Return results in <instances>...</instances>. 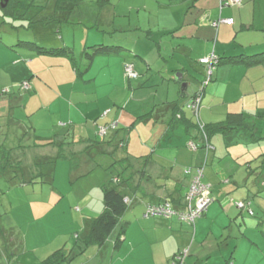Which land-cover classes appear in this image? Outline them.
Returning <instances> with one entry per match:
<instances>
[{
	"label": "crops",
	"instance_id": "0c3cea01",
	"mask_svg": "<svg viewBox=\"0 0 264 264\" xmlns=\"http://www.w3.org/2000/svg\"><path fill=\"white\" fill-rule=\"evenodd\" d=\"M8 2L0 0L3 10ZM27 3L29 12L33 3ZM56 4L49 16L33 20L37 32L46 34L34 41L43 47H69L72 56L39 51L19 44L18 35L0 34V87L27 81L28 103L38 101L36 109L49 114L42 120L64 122L36 143L31 137L37 125L26 126L12 108L7 114L0 106V147L10 148L11 164L20 163L23 169V179L10 169L0 174V186L3 179L20 181L23 190L36 197L37 209L45 211L41 232L35 229V240L29 242L28 235L20 239L5 224L10 205L0 197V253L5 259L0 254V264H44L51 256L58 259L56 264H171L172 257L186 249L185 264H264V224L234 204L250 201L254 214L264 217V60H245L264 54V0H104L76 23L58 12L61 2ZM23 7L17 4L3 14L17 17ZM229 18L232 23L221 22ZM45 20L62 23L59 35L55 27L49 31V25H42ZM69 30L73 35L65 34ZM102 30L110 31L112 38L100 36ZM50 36L54 38L48 41ZM99 45L109 47L94 53L85 65L86 49ZM213 54L242 59L216 65L197 117L184 106L206 76L200 59ZM127 63L134 64L137 79L125 76ZM176 73L183 74L181 80ZM16 102L4 104L22 106ZM28 105L22 107L32 113ZM233 115L246 117L247 126L213 135V150L207 153L198 121L205 126ZM110 122L117 127L101 135L99 127ZM26 137L28 143L21 141ZM190 141L201 148L193 150ZM61 144L63 153H75L81 160L85 156L86 170L79 176L58 156ZM205 161L203 179L213 185L215 201L202 217L188 224L176 216L147 215L151 205L164 201L186 211L193 175L186 168ZM60 165L67 167L69 182L83 185L78 193L73 187L60 188ZM112 179L121 184L129 207L103 244H86L91 221L104 209L102 185ZM63 200L78 219L70 229L58 230L57 223L48 225L55 220L49 211L54 206L59 215Z\"/></svg>",
	"mask_w": 264,
	"mask_h": 264
},
{
	"label": "rangeland",
	"instance_id": "374dc122",
	"mask_svg": "<svg viewBox=\"0 0 264 264\" xmlns=\"http://www.w3.org/2000/svg\"><path fill=\"white\" fill-rule=\"evenodd\" d=\"M27 1H31L33 3V6L29 10V12H26L25 8L23 7V10L18 11L19 15H17V17L11 16V15L4 16L5 12L0 5V34L3 32L13 33L14 35H18L21 40L34 41L40 38V36H46V34L37 32L38 23L34 22L33 20L35 18L36 19L39 18V16H49L51 14L50 12L53 10L52 8H55V6L57 5L56 2H61L60 7L58 8V12H60L63 16L70 17V21L76 23L78 22L79 20L78 18H80L81 14L83 15L86 10L87 12L91 11V8L93 6L97 7L98 1L101 2L103 0H83V2L80 1L81 2L80 5H75V0H27ZM119 1L120 0H112V2H115V3L116 2L118 3ZM102 4L103 3H101V5ZM64 7H66L67 9H63ZM43 23H46V24H42V25H49L47 28V30L49 31H52V27H55V30H53V32L55 33V35H59L57 26L58 24L61 25L62 23L53 22L49 24L47 23L46 20ZM69 27H72V26H69ZM69 31L70 33L67 32L65 34L68 36L73 35L74 31L73 30H69ZM106 31L102 30L99 35L106 39H111L112 37H111V34L109 33L110 31L108 30ZM77 37H78V33H77ZM43 38H46V37H43ZM52 38H54V36H50L48 41L52 40ZM116 38H119V36L117 37L116 35L114 39ZM193 69L194 67L192 68V70ZM176 75L177 73L175 74V76ZM24 82L19 83L17 85L0 87V106L2 107L1 108L2 110L7 111V114L10 113V108H12L15 111V115L20 116V118L24 121V124L26 126L28 125V127L30 126L32 122H34V124L37 125V129H35V131L33 132L34 136H32L31 138L33 141L37 143L41 139V137L45 135L44 134L45 132H46L45 136L47 137L48 133H50L52 128L56 127V130H58L60 129V127L64 126L63 125L64 122L60 121L61 122L60 123L59 121H48L47 119L43 121L42 117L43 116L48 117L49 114L47 111L45 112L44 110H40V108L38 110L36 109L38 106H40V103L38 101L37 103L35 101H33L32 103H28L31 97V91H30L31 88L30 87L24 88L22 86ZM10 100H12L13 103L17 101L16 102L17 104L22 102L21 103L22 106L23 105L25 106V104L27 105L29 104L28 105L29 107H33L32 113L28 110L29 108L26 109L22 106L16 107L15 104L11 105V107L5 106L4 102L7 104ZM1 122H2V119H0V123ZM11 125L13 126V127L11 126L12 128H15V125L13 124ZM13 132H15V129H13ZM18 132L22 134L21 127H18ZM18 140L20 142V139L17 138V142ZM29 140H30L29 137H26L24 140L23 138H21V141H23L24 143H28ZM85 154L88 157L87 153H83V155ZM84 158L85 156L82 157V160L77 158L76 163H74L75 167L73 168L72 172H76V173L79 172V174L76 176H79L83 171L86 170L85 163L83 162ZM80 161H82L81 165H79ZM66 163L68 164L70 162L67 160ZM42 170H45V168H42ZM58 171H59L58 179H60L61 181V182L58 181V184L62 190L68 191L70 187H73L71 191L78 193L80 189L83 188V185H81L80 181H75V180H72L70 182L68 181L69 171L67 167L65 168L60 165L58 167ZM3 182L4 183L2 184V186H0V197L4 198V200H6V203L10 205L9 210L11 211V212L5 213L4 222L7 225V227L9 228L11 227L13 229L15 236L18 235L20 239H23L24 236L28 235V238L30 240L29 242H31V239L35 236V229L39 230L37 234L41 232L42 221H40V217L43 218V216H45V211H40L39 209H37L38 206L36 204V197L28 194L26 190H23V187H22L23 183L19 184L18 186L12 187V185L9 182H5L4 179H3ZM31 186L29 185L28 187H31ZM101 198L103 197L101 196ZM62 204H63L62 205L63 208L60 211L59 215L57 213V210L53 209L54 206H51L49 214L51 218L55 217V220L51 222L50 224L47 223L48 225H51V224L55 225L57 223L58 226L56 228L58 230H61L63 227L70 229L72 227L71 225L75 224V222H73V219L74 218L75 220L78 219L77 212H75L76 214L72 215L71 212L67 211L66 209V206L68 204L67 200H63ZM37 237H38V241L41 243L42 242L41 237L39 235ZM74 239L75 238L72 235L71 241H73ZM32 240H35V238H33ZM70 246L72 245H69L68 249L71 248ZM0 254H2V252ZM1 258L5 260L3 254L1 255ZM34 263L35 261H31V264H34Z\"/></svg>",
	"mask_w": 264,
	"mask_h": 264
},
{
	"label": "trees",
	"instance_id": "16d2710c",
	"mask_svg": "<svg viewBox=\"0 0 264 264\" xmlns=\"http://www.w3.org/2000/svg\"><path fill=\"white\" fill-rule=\"evenodd\" d=\"M27 2L28 1H25V0H9L8 4L6 5V7H4V11H6L8 13L11 12L12 7H15L17 4H18V6H24V8L26 9L27 8V6H26ZM19 44H27V45H30V46L34 45L35 48H37V50H39V51L40 50H44V51H48V52H54L56 54L57 53H65V54L71 55L70 48L66 47V46L49 48V47H43V45H38L37 43H35V41H25V40H20ZM108 47L109 46H106V45H99V46L93 47L91 50L88 47L86 49V51H85V53H86L85 54V58H87V59H85V65H86L88 60H91V58H92L94 53H96L98 51H102L100 49L108 48ZM240 59H242L241 56H236V57L232 56V57H226V58H219L218 57L216 65L220 64L222 61L223 62L224 61L225 62L226 61H230L232 63H236V62H240L241 61ZM249 59H250L249 63L255 62V61H263L264 60V54L257 55L254 58L253 57H250V58L248 57L245 60H249ZM83 65L81 66V68L80 67L78 68L77 74L81 75L84 72L83 70L85 68L83 67ZM138 76H139V73H138ZM205 78H206V76L200 82V88L202 87L203 81L205 80ZM192 97H194V95ZM188 102L185 104V106H184L185 108L188 107ZM177 108H178V111L182 110V108H180L179 104H178ZM177 108H176V111H177ZM179 115H180V120L184 118L183 114L182 115L179 114ZM113 124H115L116 125L115 127H117V122H110V123H108L106 125L100 126L99 130L102 127H107L108 131H109ZM192 125H194V124H192ZM198 126H199V124H198ZM246 126H247L246 117H243V115H233V117L231 116L230 119H228L227 121L222 122V123L205 124V126H203L202 128L199 126V128L202 129L203 134H205L204 136L206 137L205 150L207 151V153L210 152L211 150H213V145L211 143V138L213 137V135H215L217 133H221V134L227 135L230 131H232V130H234L236 128L246 127ZM189 128L190 129L192 128L191 125H190ZM194 138H195V136H192V139H194ZM254 138H256V137L254 136ZM195 144H196V148L195 149L191 147L193 150H197L198 148H201L199 146L200 144H198L196 142H195ZM63 146H64V144L58 145V147L60 148L58 156L60 158L63 157L65 159L69 160L70 163H71V166H72V171H73V168L75 167L74 163H76V160H77V158H76L77 154L72 153V152L70 153V155L63 153L64 151L61 148ZM119 146H120V144H119ZM209 146H211V148ZM6 150H5V147H0V151H2V153H0V174H4L5 173L4 174V176H5L8 173V169H10V170H12V172L15 173L14 177H17V178L21 177V179H23V177H22L23 169L19 165L20 163H16V165H14V163L11 164L10 161L12 159V155H11V151L12 150L10 148H6ZM83 153H85V152H83ZM263 156H264V154H263ZM262 161H263V164H264V157H263ZM205 166H206V161H205V163L199 165L198 167H195L194 169H192L190 167L186 168V173L187 174H190V175L193 174L191 176V183H190V185L188 187V190H187V193H186V205H187V194H188L189 189L191 187L193 178L198 173V169H201V171H202V181L205 182V183L210 184L209 196L211 197L212 200H211V203L209 204V206L207 207L206 211L203 213V215L209 210V207L215 201V197H214L213 192H212V186L213 185L210 182L204 181V179H203L204 175H205L204 174ZM41 177H42V174L40 173L39 174V178H41ZM11 179H13V176H12ZM19 182L20 181H17V183L13 182V183H10V184L12 186H18L20 184ZM120 185H121L120 183H117V181H115L113 179L111 181H109L107 183H104L102 185L104 209L98 216L93 218V220L91 221L89 234H88L87 239L85 241L86 244L87 243H94V244H97V245L103 244L107 240V238L109 237V235L111 234L113 229L118 225V223L120 222L123 214L125 213V211L129 207L127 202H126V200H125V198H124V195H123V193H122V191L120 189ZM240 203H242L243 206H240ZM234 204H235V206L237 208H239L241 210H244V211L246 210L249 213V216L256 218V220H258V224H260V225L264 224V219H263L264 217L256 216V214H254V211H253V208L251 207L250 201H235ZM167 205L170 206L171 210H174L177 213L185 212V211L175 210L174 207H173V204L170 201L159 202L155 206H157V207H165ZM151 206H153V205H151ZM147 215H152V214H148V210H147ZM158 216H165V217L176 216L179 219V215H177V214H172V215H169V216H166L165 214H159ZM199 218H197V219H199ZM179 220L181 221V219H179ZM181 222H183V221H181ZM179 252H181V251H179ZM178 253H176L172 257L171 264H172L173 260L175 259V256ZM187 255H188V253H187ZM187 255H186V257H187ZM186 257H185V260H186ZM57 262H58V259L56 257L51 256V257H49L48 259H46L44 261V264H56ZM184 264H185V262H184Z\"/></svg>",
	"mask_w": 264,
	"mask_h": 264
},
{
	"label": "built area",
	"instance_id": "2783aa9c",
	"mask_svg": "<svg viewBox=\"0 0 264 264\" xmlns=\"http://www.w3.org/2000/svg\"><path fill=\"white\" fill-rule=\"evenodd\" d=\"M232 3L240 4L241 0H231ZM221 22H228L232 23L233 19H221ZM200 62L204 65H206V78L203 81L202 87L197 91L196 95L190 99L188 102V107L193 110L194 114L199 117V109L201 105V101L204 94L205 87L209 84V82L212 79L213 70L216 68V62L217 57L213 54L207 57H203L200 59ZM125 76L129 79H136L138 78V72L136 71L133 63H127L125 64ZM22 86L24 88H29V83L25 81ZM199 126L202 128V123L198 121ZM116 125L113 124L111 126V129H115ZM101 135H106L108 132L107 127H102L99 130ZM190 147L196 148V144L194 141L189 142ZM211 148V146H209ZM209 188L210 184L205 183L202 181V171L201 169H198L197 175L193 178L191 187L189 189V192L187 194V209L185 212L177 213L174 210L170 209V206L167 205L165 207H157V206H150L148 209V214L152 215H159V214H165L166 216L177 214L179 215V219L181 221L193 224L195 223L196 219L201 217L203 213L206 211L207 207L211 203V197L209 196ZM240 206H243L242 203H240ZM188 253V250H183L179 252L175 259L173 260L172 264H184L185 257Z\"/></svg>",
	"mask_w": 264,
	"mask_h": 264
},
{
	"label": "water",
	"instance_id": "95a60500",
	"mask_svg": "<svg viewBox=\"0 0 264 264\" xmlns=\"http://www.w3.org/2000/svg\"><path fill=\"white\" fill-rule=\"evenodd\" d=\"M7 1V0H6ZM176 77H178L180 80L183 77L182 73H177ZM187 83H183L182 85L185 87Z\"/></svg>",
	"mask_w": 264,
	"mask_h": 264
}]
</instances>
